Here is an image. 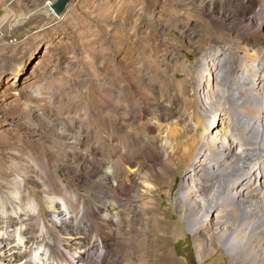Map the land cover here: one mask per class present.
I'll return each instance as SVG.
<instances>
[{
  "label": "rangeland",
  "instance_id": "374dc122",
  "mask_svg": "<svg viewBox=\"0 0 264 264\" xmlns=\"http://www.w3.org/2000/svg\"><path fill=\"white\" fill-rule=\"evenodd\" d=\"M56 1L0 0V162L16 177L11 145L34 150V156L19 160L21 170L27 171L28 189L41 204L40 215L28 220L33 232L37 233L40 217L47 220L54 213L43 192L40 165L47 163L42 156L47 155L50 143L60 141L68 152L62 156L51 151L49 163L54 176L86 200L78 221L81 229H91L90 203L101 206L105 201L122 223L106 264H141V256L146 258L144 264H230L227 246L215 245V225L209 228L212 236H195L177 207V192L189 175L187 167L170 165L166 172L156 173L159 157L150 147L160 134L155 122L167 125L158 118L167 106L177 116L190 117L199 105L205 131L213 128L210 117L215 110L226 107L228 111L220 110L222 120L236 121L234 131L240 134L249 125L259 130L238 108L230 111L228 102L231 94L248 90L247 106L257 109L264 77L257 62L248 60L243 65L240 46L246 40L240 27L232 25V15L242 13L246 0H73L60 16L51 11ZM241 76H245L242 81ZM235 81H240L239 88ZM184 93L190 99L186 110ZM205 105H212L213 111L209 113ZM98 116L116 130L110 147L117 145V151L124 154L123 165L114 156L113 186L104 183L98 163L105 152L96 148ZM185 123H172L177 127L174 140L182 139V149L189 152L197 146L182 138ZM215 127L222 132L221 123ZM201 135L200 131L195 137ZM211 136L218 137L219 147L226 142L216 132L211 131ZM262 154L258 156L264 168ZM103 169L112 173L108 162ZM146 175L153 180L148 182ZM125 177L128 186L121 188L117 184ZM150 187L152 193H146ZM100 190L117 191L116 208L109 198L95 197ZM147 208L158 218L153 232L148 230ZM85 239L88 248L98 244L92 236ZM197 239L216 248L207 259L197 252Z\"/></svg>",
  "mask_w": 264,
  "mask_h": 264
},
{
  "label": "bare ground",
  "instance_id": "6f19581e",
  "mask_svg": "<svg viewBox=\"0 0 264 264\" xmlns=\"http://www.w3.org/2000/svg\"><path fill=\"white\" fill-rule=\"evenodd\" d=\"M243 9L242 13L234 14L231 18L232 25L240 27L246 40L245 46H240L243 65L248 60H253L264 71V0H246ZM218 19L220 24H225L222 18ZM240 40L242 39H237L239 42ZM230 63L233 65V60H230ZM244 78L245 76H241L240 81ZM117 80L116 77L114 86ZM239 82H234L238 84L236 88H239ZM260 82L262 85L259 88L257 109L247 106L248 90L237 96L231 94L232 96L228 98L230 111L238 108L242 114L253 119L255 127L257 126L259 130H254V126L252 128L249 125L247 129H240L242 132L240 134L234 131L232 127L236 121L230 119L227 123L222 120L224 115L220 110L226 112L228 107L215 110L210 117L213 128L208 131L204 130L207 125L199 105H195L190 117L177 116L175 109L170 106L162 107L158 118L165 120L167 125L154 121L155 127L160 131L157 142L154 138L155 141H152L150 147L159 157V171L155 172L164 173L170 165L187 167L189 175L183 179L177 192L179 194L177 207L182 211L185 220H188L191 232L195 236H212L209 228L210 225H215L214 236H218L215 245L227 246L230 264H259L261 260L264 261V241L260 242L264 236V168L260 164L262 156H258L261 152L264 153V119L262 118L264 117L262 116L264 115V77ZM188 101L190 99L184 93V110L187 109ZM205 107L208 108L209 113L213 111L212 105ZM75 117L78 121L81 120L80 116ZM86 120H90V114L86 115ZM178 121L180 124L186 122L182 138H187L188 143L193 140L196 149L193 147L186 152L182 149V139L180 142L174 140L177 128L174 124ZM217 122L222 124V132L215 127ZM94 129L96 148L99 153L102 149L105 151L98 161L101 176L104 183L110 182L113 186L114 181L111 177H116L117 170L114 156L119 157L118 162L123 165L124 154L117 151V145L116 148L110 147L109 143L116 139V130L105 125L103 117H97ZM200 131L203 135L195 137ZM211 131L212 134L215 132L216 135L220 134L227 143L224 142L219 147V139L217 136H211ZM20 149L27 151L22 153ZM11 150L15 152L11 166L17 170V176L13 177V172H8L5 164L0 162V264H106L112 241L114 236L119 234L122 223L117 222L113 217L110 207L104 200L109 198L112 207L117 206L113 202L114 193L117 191L111 193L100 190L99 196L95 195L98 200L103 199L104 203H101V206L93 203L88 205L91 229L89 232L82 230L78 221L87 207L86 200L63 179L54 176L48 154L54 151L64 156L68 151L64 143L52 141L45 151L47 155L42 156L47 163L40 165L42 170L40 181L54 213L47 220L40 217V224L35 227L37 233H34L28 220L40 215L41 204L28 189L27 171L21 170L22 162L19 160L25 156H34L35 153L31 146L18 148L12 144ZM256 151L259 153H255ZM262 155L264 162V154ZM107 162L112 165V173L103 169ZM127 178L119 181L117 185L127 188ZM145 178L148 182L153 180L152 175H146ZM133 180L135 178L131 181ZM244 186L247 189H243ZM126 188L125 191L128 190ZM152 191L153 187H150L147 188L146 193L151 194ZM147 209L148 230L153 232L158 218L151 214V208ZM203 226L207 229H203ZM87 235L92 236V239L98 243L95 248L86 246ZM196 243L197 252L204 259L211 256L216 249L209 242L200 243L197 239ZM145 262L146 258L141 256L139 263Z\"/></svg>",
  "mask_w": 264,
  "mask_h": 264
},
{
  "label": "water",
  "instance_id": "95a60500",
  "mask_svg": "<svg viewBox=\"0 0 264 264\" xmlns=\"http://www.w3.org/2000/svg\"><path fill=\"white\" fill-rule=\"evenodd\" d=\"M73 0H57L54 4L51 5V11L54 15L60 16L66 10L67 6Z\"/></svg>",
  "mask_w": 264,
  "mask_h": 264
}]
</instances>
